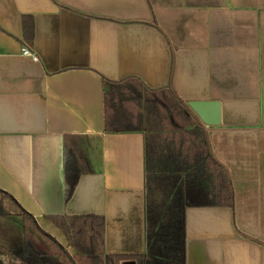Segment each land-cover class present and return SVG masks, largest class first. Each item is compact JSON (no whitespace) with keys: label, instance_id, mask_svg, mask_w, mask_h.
<instances>
[{"label":"crops","instance_id":"1","mask_svg":"<svg viewBox=\"0 0 264 264\" xmlns=\"http://www.w3.org/2000/svg\"><path fill=\"white\" fill-rule=\"evenodd\" d=\"M132 77L219 103L220 122L201 123L233 205L186 208L185 264H264V0H0V189L64 245L47 214H100L107 253L147 252L145 134L104 127L103 78ZM67 133L92 169L68 201ZM21 241L0 215V243Z\"/></svg>","mask_w":264,"mask_h":264},{"label":"trees","instance_id":"2","mask_svg":"<svg viewBox=\"0 0 264 264\" xmlns=\"http://www.w3.org/2000/svg\"><path fill=\"white\" fill-rule=\"evenodd\" d=\"M23 24L29 47L33 18L24 16ZM103 83L105 131L145 134L147 252L107 253L100 214H47L64 233V245L0 189V215L17 216L22 230L20 250L0 243L8 264H185L186 208L233 205L230 179L209 150L203 124L183 100L167 87L151 89L134 77L103 78ZM63 158L68 201L80 177L92 172L80 134L64 135ZM7 200L15 210L6 209Z\"/></svg>","mask_w":264,"mask_h":264},{"label":"water","instance_id":"3","mask_svg":"<svg viewBox=\"0 0 264 264\" xmlns=\"http://www.w3.org/2000/svg\"><path fill=\"white\" fill-rule=\"evenodd\" d=\"M187 105L204 125H215L220 122L218 102L190 101Z\"/></svg>","mask_w":264,"mask_h":264},{"label":"built area","instance_id":"4","mask_svg":"<svg viewBox=\"0 0 264 264\" xmlns=\"http://www.w3.org/2000/svg\"><path fill=\"white\" fill-rule=\"evenodd\" d=\"M22 52L25 55L31 56L34 60L38 59V56L27 46L22 48Z\"/></svg>","mask_w":264,"mask_h":264},{"label":"rangeland","instance_id":"5","mask_svg":"<svg viewBox=\"0 0 264 264\" xmlns=\"http://www.w3.org/2000/svg\"><path fill=\"white\" fill-rule=\"evenodd\" d=\"M6 209H7L8 211H10V210H15V207L12 206V205H9V206H6ZM8 260H9L8 257H2V256H0V264L3 263L2 261H4L5 264H8V262H9ZM3 264H4V263H3Z\"/></svg>","mask_w":264,"mask_h":264}]
</instances>
